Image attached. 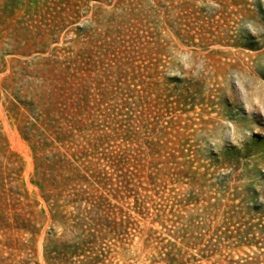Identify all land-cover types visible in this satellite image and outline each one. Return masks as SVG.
Returning a JSON list of instances; mask_svg holds the SVG:
<instances>
[{
	"label": "rangeland",
	"instance_id": "1",
	"mask_svg": "<svg viewBox=\"0 0 264 264\" xmlns=\"http://www.w3.org/2000/svg\"><path fill=\"white\" fill-rule=\"evenodd\" d=\"M219 3L0 0V264H264V117L219 87L264 79V5ZM170 42L212 72L163 78Z\"/></svg>",
	"mask_w": 264,
	"mask_h": 264
},
{
	"label": "clouds",
	"instance_id": "2",
	"mask_svg": "<svg viewBox=\"0 0 264 264\" xmlns=\"http://www.w3.org/2000/svg\"><path fill=\"white\" fill-rule=\"evenodd\" d=\"M264 5V0H260ZM256 12V0H250ZM195 6L202 8L209 14L221 9L219 0H195ZM246 29L258 39L264 35V23L260 19L240 17L236 25V32ZM167 61L160 71L165 76H180L182 78L201 80L212 72L209 61L203 53L186 45L170 42L166 48ZM219 87L229 98L238 101L251 116L257 113L264 117V79L260 78L256 70L244 64L232 67L221 77ZM245 131L234 122L221 116L219 123L208 131L199 134V148L211 146L219 151L225 140L239 146L245 137ZM264 202V198H260Z\"/></svg>",
	"mask_w": 264,
	"mask_h": 264
}]
</instances>
